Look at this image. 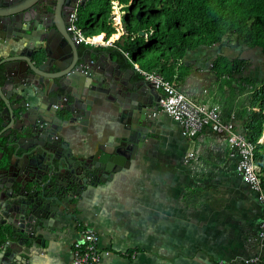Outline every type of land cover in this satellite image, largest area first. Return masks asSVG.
<instances>
[{"label":"crops","instance_id":"1","mask_svg":"<svg viewBox=\"0 0 264 264\" xmlns=\"http://www.w3.org/2000/svg\"><path fill=\"white\" fill-rule=\"evenodd\" d=\"M24 43L0 44V59ZM108 51L115 61L118 56ZM219 57L240 58L238 47L219 43L187 51L184 63L193 72L178 84L242 127L231 107L237 92L233 88L240 78L258 81L260 72L248 62L240 73H217L213 64ZM105 89L88 90L79 120L63 122L58 132L77 162H91L104 146L125 156L123 166L115 172L99 170L100 178L85 184L77 200L68 203L72 211L60 208L42 219L31 247L23 249L11 236H1L0 264H72V245L82 239L84 228L100 235L106 251L101 264H248L255 255L264 258V241L257 240L264 207L242 181L237 154L226 137L205 130L188 138L180 123L158 106L152 130L139 138ZM22 96L38 103L30 90ZM261 174L264 180V164Z\"/></svg>","mask_w":264,"mask_h":264},{"label":"water","instance_id":"2","mask_svg":"<svg viewBox=\"0 0 264 264\" xmlns=\"http://www.w3.org/2000/svg\"><path fill=\"white\" fill-rule=\"evenodd\" d=\"M54 1L0 0V44L9 41L18 43L21 39L25 40L21 48L10 50L6 57L0 59V125L6 121L11 125L15 123L16 125L13 127L15 134H24L29 126L33 125L24 122L26 114L29 111H34L35 114L40 113L43 107L41 103H38L30 109L26 108V102L22 99L23 90H30L42 100L58 88L64 90L65 94L72 97L73 103L71 106L74 107L68 108L65 106L67 104L66 95L60 98L57 95L56 98L64 102L63 115L73 113L76 117L74 122H77L79 114L85 108V97L81 98L76 91L72 92L68 88H84L85 93H87L88 90L95 91L105 87L104 92L113 96L116 105L121 108V114L129 118V127L135 126L139 138L144 139L148 134V130H152L150 125L154 120L153 115L158 111L159 96L157 91L152 88L151 83L139 78L134 69V65L137 64L134 56L130 61L126 59L123 62L124 65H122L112 60V56L109 54V62L112 64L108 66L104 64L102 56L93 47L85 48L81 54L76 49L71 57L64 53L60 58L50 63L51 68L58 70H61L62 65L67 66L62 73L53 74L50 80H39L36 83L37 71L34 68L29 71V68L33 60H43V54L40 47H37L35 43L48 41L44 34L37 39L33 38V35L37 33L36 28L52 27L59 36H62L53 9L51 8L50 13L47 11L50 10L49 7H52L51 2ZM47 17L51 19V23L48 25L44 23ZM27 45L31 46L30 53L24 51ZM42 50L45 51L43 48ZM47 60L48 58L45 56L43 63H46ZM50 82L56 87H50ZM87 82L90 83L86 85ZM80 100L84 104L79 105ZM70 122L74 123L73 121ZM31 138H34V136L28 137V139ZM6 144L9 146L13 143ZM37 144L35 142L30 147ZM43 145H45L48 152H52V146L48 138L45 137ZM17 151L18 146L15 148L14 156L8 164L0 167V173L16 172L19 167V158H23V154L17 155ZM35 152V149L28 150L27 159L31 160L36 156ZM115 153L117 152L113 150L109 152L104 146H100L91 162L83 164L76 161L77 183L82 184L90 177L99 179V170L115 172L120 169L124 164L125 156L122 153H117L119 155ZM48 166L49 169L52 168L51 163ZM59 166L61 167V162ZM36 168L37 166L30 163L29 170H35ZM87 170L91 172L85 176ZM52 174L50 170L46 172L48 182L51 180ZM19 183L20 185L17 188L12 187L11 184L0 186V235H3V231L6 232L18 246L24 249L33 245V239L39 238V235H35V230L42 219L53 216L58 209L65 208L64 203L68 204L69 201L60 198L56 208L50 209L46 214L39 216L37 212L40 213L41 210L43 211L48 207L46 200H38L35 197L39 192L36 185L39 184L34 178L27 181L30 189L28 190L29 198L25 199L27 188L21 182ZM56 184V180L45 187L40 184V190L49 196L55 193L53 188ZM7 188L8 190H6ZM5 225L9 227L6 229Z\"/></svg>","mask_w":264,"mask_h":264},{"label":"trees","instance_id":"3","mask_svg":"<svg viewBox=\"0 0 264 264\" xmlns=\"http://www.w3.org/2000/svg\"><path fill=\"white\" fill-rule=\"evenodd\" d=\"M109 1L111 0L105 2L109 3ZM117 1L129 11L123 18L126 37L120 46L108 50L114 51L123 62L126 60L123 52L126 51L138 62V57L152 48L158 49L159 58L163 56V48L182 56L200 45L212 46L222 43L224 38L248 47L264 48V0ZM86 4L87 2L79 8V20L82 26L84 25L80 15ZM110 36V32L106 34V38ZM239 59L241 58L229 60L219 57L214 61L213 70L227 74L240 73L244 69V59H241L240 66L236 67ZM227 65L229 67L227 72L223 71ZM192 72V66L183 63L173 72L163 75L179 83ZM252 99L256 102L257 109L252 111L250 122L243 124L241 129L246 132L250 140L255 142L263 134L264 85L253 90ZM260 148L264 149V143L257 145L256 152ZM263 159L256 155L255 161L260 167H263ZM89 172L91 171L87 170L85 176ZM3 235L8 236L4 231Z\"/></svg>","mask_w":264,"mask_h":264},{"label":"flooded vegetation","instance_id":"4","mask_svg":"<svg viewBox=\"0 0 264 264\" xmlns=\"http://www.w3.org/2000/svg\"><path fill=\"white\" fill-rule=\"evenodd\" d=\"M86 2L87 1L81 0L80 6H82ZM76 3L77 0H55L54 2H51L52 7H49L50 10H47L48 13H50L51 8L53 9V13L56 16V21L59 26L58 28L62 32V36H59L52 27L36 28L37 33L33 35V38L37 39L41 37L42 34H44L48 40L35 43L37 47H40L42 51L41 53L43 54V60H33L32 65L29 68V71H31L33 68L37 71L36 83H38L39 80H50L53 74L62 73L67 67L65 65H62L61 70L51 68L50 63H52V61L60 58L64 53H66L68 57H71L76 49L78 50L79 54H81L84 49L88 47L76 43L73 40L71 33L67 30L68 19ZM44 23L46 25L50 24L51 19L49 17L45 18ZM42 48L45 49V51H43ZM94 50L102 56V61L104 62V64L111 66L112 63L109 62L110 52L107 49L95 47ZM24 51L25 53H30L31 46L27 45ZM45 56H47L48 60L46 63H43ZM115 61H118L119 63L124 65L122 59L118 57L115 59ZM49 86L52 88L56 87L55 85H52V82H50ZM68 89L72 92L76 91L81 98H84L86 95L84 88L77 89L75 87H69ZM30 93H32V95L38 99V103H41L43 109L40 113L35 114L34 111H29L26 114L24 122L33 124L32 126H29L27 132L24 134H15V131L13 129V127L16 125L15 123L11 125L6 121L2 125H0V167H4L8 164L12 156H14V150L17 146V155L23 154V158H19V167L16 169V172L12 171L9 174L0 173V186L2 184H11L12 187L17 188L20 185L19 182H21L23 186L27 188V190L25 191V199H28V190L30 188L27 181L34 178L37 184H39L36 185V189L39 192L35 195V197L38 200H46L48 206L47 209H44L43 211L41 210L40 213L37 212L38 215L41 216L42 214H46L50 209L53 210L54 208H56L60 198L69 201L68 203H72L77 200L82 187L85 184L87 185V183H93L96 178L90 177L87 178L86 181L82 182V184L77 183L76 159L71 153L69 147L65 143H63L62 138L58 132V128L63 122H67V124H70V121L74 122L76 119L73 113L66 116L63 115L65 106H67L68 108H71L73 106H71V104L73 103L72 97L65 94V91L60 88L51 92L50 94H48V96H45L43 100L37 97L33 92L30 91ZM57 95L58 98L66 95L65 100L67 104L65 106L63 104L64 102L56 98ZM22 99H24V101L26 102V108L28 109L38 104H31L25 97H23ZM84 102H86V98ZM84 102L80 100L79 105L84 104ZM3 136L5 137L3 138ZM30 136H34V138L28 139V137ZM45 137L50 140L52 152H48L45 145H43ZM35 142L38 144L34 147H30ZM6 143L13 144L7 146ZM31 149H35L36 156L31 158V160H28L27 151ZM60 162L61 167L59 166ZM30 163L34 166H37V168L35 170H29ZM50 163L52 165L51 169H49L48 166ZM49 170L53 174L51 175V180L48 182L46 172ZM55 180L57 181V184L53 188V190L55 191L54 194L47 196V194L41 192V185L45 187L46 185L52 184ZM6 190H8V188Z\"/></svg>","mask_w":264,"mask_h":264},{"label":"built area","instance_id":"5","mask_svg":"<svg viewBox=\"0 0 264 264\" xmlns=\"http://www.w3.org/2000/svg\"><path fill=\"white\" fill-rule=\"evenodd\" d=\"M80 2L81 0H77L67 24V30L71 33L76 43L95 48L103 44L113 45L121 39L123 32H120L113 41H109V38L105 36V43H92L90 37L93 35H87L80 24ZM114 2L112 1L113 5H115ZM113 9L115 10V6ZM117 17L118 15L115 16L114 20L121 28V15H119V20H116ZM123 54L128 61L132 59L129 52L126 51ZM134 69L139 76L151 83L152 88L157 91L159 96L158 106L180 123L182 132L186 137H196L205 130L226 137L229 146L237 154L236 169L242 181L255 192L256 199L264 207V180L261 174V167L255 161L256 149L261 142V137L255 142L250 140L241 127H238L231 119L226 120L223 118L216 106L208 102L195 100L184 92L176 81L167 79L155 71L141 69L138 64L134 65ZM189 156L191 157L192 154H189ZM81 236L82 239L75 241L72 245V264H101L103 254L106 251H103L100 247L99 233L93 229L84 228L81 231ZM257 240L259 242L264 241V210L257 233ZM245 262L248 264H260V257L255 255ZM218 264L228 263L219 261Z\"/></svg>","mask_w":264,"mask_h":264},{"label":"rangeland","instance_id":"6","mask_svg":"<svg viewBox=\"0 0 264 264\" xmlns=\"http://www.w3.org/2000/svg\"><path fill=\"white\" fill-rule=\"evenodd\" d=\"M105 1L106 0H93L89 2L88 5L84 7V9H82L80 17L83 20L82 21V24L84 25L83 28L87 35L91 36L102 32L106 36V34L110 32L111 36L108 37L110 39L112 37V34H119L120 32H123L119 42L116 41L113 45L103 44L98 46L103 49H110L120 46L121 43L124 41V38L126 37V33H124L125 29L123 25V18L129 13V11L128 8L121 6L122 4L119 3V1L117 0H111L109 1V3ZM112 1H116L117 4L119 3V5L117 6L113 5ZM114 6H115V10L113 9ZM132 7L134 8V10H136L134 6ZM117 15L118 16L121 15V23L123 26L121 28H119L116 21L114 20L115 16ZM136 16L138 17V15ZM116 20H118V18H116ZM222 43L236 45L238 47V56H240V58L242 56H245L249 59V61L245 60L246 62L243 60L244 68L246 64L249 62L253 67L255 68L257 67L260 72L258 81L250 82L247 79L240 78V80L237 81L238 87L233 88L234 92L237 91L231 103L233 114L241 118V120H243V124H245L250 122L252 111L254 109H257V104L252 99L253 90L257 89L261 85H264V48L248 47L246 45L238 44L233 41H228L226 38L223 39ZM246 52L248 53L246 54ZM162 55L163 56L159 58L158 49L152 48L150 50H147L143 56L138 57L137 64L141 69L147 71H155L156 73L165 77L163 74L173 72L180 64H183L185 61L184 59L185 55L182 56L178 54L175 55L174 52H171L164 48L162 49ZM239 61H241V59H239L238 62L236 63V67L240 66ZM228 65L223 68V71L227 72V68H229ZM176 82L178 83V81ZM228 114L225 115L226 120H230L229 118L230 115ZM263 131H264V123H263ZM257 157L264 158V149L260 148L258 150ZM64 205H66L65 208L68 211H72L69 204L64 203ZM260 264H264V258H260Z\"/></svg>","mask_w":264,"mask_h":264},{"label":"bare ground","instance_id":"7","mask_svg":"<svg viewBox=\"0 0 264 264\" xmlns=\"http://www.w3.org/2000/svg\"><path fill=\"white\" fill-rule=\"evenodd\" d=\"M115 5H119V3L117 4V2H114ZM119 20V16L117 17ZM118 24V23H117ZM123 27V26H122ZM118 37V34H113L112 37L109 39V41L114 40ZM105 35L104 34H96L93 35L92 37H90V41L92 43H97V44H102L105 43ZM83 47V46H82ZM108 48V47H107ZM110 54V53H109ZM118 62V61H117ZM177 65V64H176ZM177 69V68H176ZM218 73V72H217ZM221 77V76H220ZM28 100V99H27ZM64 107V106H63ZM62 115V114H61ZM59 116V115H58ZM68 117V116H67ZM70 117V116H69ZM57 127V126H56ZM10 149V148H9ZM88 184V183H87ZM79 190V189H78ZM76 194V193H75ZM70 205V204H69Z\"/></svg>","mask_w":264,"mask_h":264}]
</instances>
